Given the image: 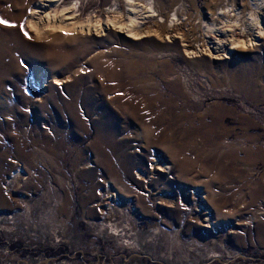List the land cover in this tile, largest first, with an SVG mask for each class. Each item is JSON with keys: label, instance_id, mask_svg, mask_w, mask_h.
Here are the masks:
<instances>
[{"label": "rangeland", "instance_id": "obj_1", "mask_svg": "<svg viewBox=\"0 0 264 264\" xmlns=\"http://www.w3.org/2000/svg\"><path fill=\"white\" fill-rule=\"evenodd\" d=\"M150 1L73 45L0 2V264H264V0Z\"/></svg>", "mask_w": 264, "mask_h": 264}, {"label": "bare ground", "instance_id": "obj_2", "mask_svg": "<svg viewBox=\"0 0 264 264\" xmlns=\"http://www.w3.org/2000/svg\"><path fill=\"white\" fill-rule=\"evenodd\" d=\"M98 1L99 0H0V2H4L5 4L7 2L10 7H20L18 12L19 15L24 14L25 5H27V28L36 38H46L52 43L58 42L73 45L80 41L85 42L88 37H92V31L97 32L95 28L100 29V31H102V29L104 30V28L107 31H117L118 34H125L127 38L137 41L140 40L137 39V37L140 36L137 29L144 26V23L147 21L145 19H156V21L152 23L166 22L152 10V3L150 0H145L143 5L135 3V1L138 2L141 0H117L114 2L113 6L105 10L101 9V6L98 5ZM122 5L125 9L121 8ZM10 7L9 10L11 9ZM95 13L104 15L106 23H95L96 26H93L92 30L89 26V22H91L89 21V19H91L89 16ZM81 16L83 18H81ZM19 17L18 24L20 22ZM120 17L121 19L125 17L123 20L124 23L120 20ZM174 17H177V13L176 16L174 14L171 15V22L174 21ZM263 35L264 28L262 30L260 29L257 33L255 32L253 37L257 39L264 37ZM157 37L159 36L157 35ZM64 47L66 48V46ZM235 48L236 47H231L229 50H234ZM184 53L189 55L193 52L188 54V52L184 50ZM54 81L55 83H53V85L59 84L55 77Z\"/></svg>", "mask_w": 264, "mask_h": 264}, {"label": "snow or ice", "instance_id": "obj_3", "mask_svg": "<svg viewBox=\"0 0 264 264\" xmlns=\"http://www.w3.org/2000/svg\"><path fill=\"white\" fill-rule=\"evenodd\" d=\"M0 23L5 24L6 26L15 27V25L9 24V22H7V21L0 20ZM21 29L23 30V25H21ZM25 34H26V33H25ZM26 35H27V34H26Z\"/></svg>", "mask_w": 264, "mask_h": 264}]
</instances>
